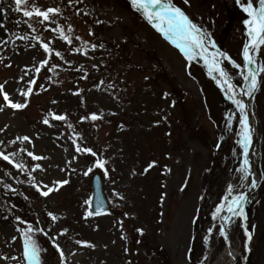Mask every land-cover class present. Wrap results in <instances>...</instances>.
Masks as SVG:
<instances>
[{"label":"rangeland","instance_id":"374dc122","mask_svg":"<svg viewBox=\"0 0 264 264\" xmlns=\"http://www.w3.org/2000/svg\"><path fill=\"white\" fill-rule=\"evenodd\" d=\"M172 3L206 34L209 53L227 54L217 59L236 97L248 98L245 0ZM21 7L60 13L50 23L25 17L15 0H0V84L14 103L27 104L12 109L0 94V152L24 166L0 158V264H27L29 226L41 264H237L244 238L252 252L245 264H264V72L253 99L256 140L248 159L255 186L243 206V230L240 216L221 219L226 210L213 218L228 187L237 195L249 178L239 171V109L217 83L219 73L210 74L199 56L189 59L132 0H26ZM258 54L256 68L264 65V48ZM29 88L30 96L20 95ZM94 174L110 203L101 216L88 215ZM45 185L58 190L43 196ZM225 221L234 257L222 244Z\"/></svg>","mask_w":264,"mask_h":264},{"label":"snow or ice","instance_id":"6c2138e0","mask_svg":"<svg viewBox=\"0 0 264 264\" xmlns=\"http://www.w3.org/2000/svg\"><path fill=\"white\" fill-rule=\"evenodd\" d=\"M185 4L188 3V0H184ZM26 3V0H15L16 4V11L23 12L25 17H41L43 21L47 22H54L51 20L52 16L58 15L60 13L59 8L51 7L47 8L46 10H40L39 8H33L29 10L26 7H21ZM246 7L244 10L248 13L249 20L246 21L248 26V37L249 42L245 44L243 49V60L247 67V74L243 76L245 81L250 82V86L247 88L246 92L243 94L248 95L251 97L256 90L258 80L257 75L258 72H264V65H260L256 70H253V66L256 65V60L250 54L251 51L259 52L262 48H264V0H259V7H255L252 3V0H245ZM133 6L138 10L141 11L144 17L148 20L150 24L156 28L157 31L161 32L164 37L170 40L177 48H179L189 59H193L196 56H199L205 60V64L209 67L210 74L213 72H218L219 76L223 78L221 81L217 79V83L224 87V90L228 95V98L232 101V103L239 109L240 113V140L238 143L241 145L243 149V162L242 166L240 167L239 171L243 174L242 178H247L249 173V148L252 144V129L249 124V117L247 114V105L244 103L243 100L238 99L235 95V85L230 82L231 77L229 74L220 66V61L217 59V56L225 57L226 59H230L227 57L226 53H209L208 48L205 46L206 34L201 33V30L197 27L195 23L189 18V16L182 11L181 8L177 7L172 0H132ZM153 9H158L157 11H153ZM63 29H60L62 38L66 39L67 42L70 44L72 43L71 38L63 36ZM72 31V29H69ZM23 39V37H19ZM42 47L46 53L51 54V49L47 43L42 44ZM95 48V45L92 46ZM212 47H215V44H212ZM80 49H77L79 52ZM86 54V53H85ZM55 55L60 56L61 53L56 52ZM42 63L46 64L47 61H43ZM233 66L237 69L241 68L240 64H236L234 61L232 62ZM10 67V65H8ZM31 84H34L35 81H30ZM226 86V87H225ZM0 94L3 96V100L6 102L7 106L12 109H23L27 106L26 103H14L7 92L4 91V85L0 84ZM32 94V89L29 88L25 92H20L21 96H30ZM3 109L0 108V111ZM99 117L95 114L91 116L92 120H96ZM53 119L55 120H65L66 117L63 115H53ZM229 120L232 119V116L229 115ZM45 124H48L49 121L47 119L44 120ZM24 141H29L28 136L22 137ZM77 151H81V148L77 146ZM83 151L91 153V155L95 156L96 153L92 152L90 148H85ZM28 155L32 157L33 160H41L44 157L34 155L32 152H28ZM0 158L9 163L14 164V166L18 169H23V165L15 164L14 161L11 159L9 155H6L4 152H0ZM106 161L104 160H96V166L98 168H104ZM154 166V164H153ZM40 165L37 164L36 168H39ZM91 171V169H89ZM59 184H67L68 181H60ZM255 186V185H253ZM47 190H40L41 195L48 196L51 191L58 190L55 188H48L47 185L44 186ZM228 194L223 197L224 203L219 204L216 209L215 213L213 214V218L215 219L217 215L226 212L231 214L232 216H243V206L246 202L247 197L243 194V192L232 195L233 188L229 186ZM231 197V199H229ZM99 214V213H97ZM51 215V214H50ZM89 216L93 215L92 212L88 213ZM54 220L56 219L55 216L52 217ZM221 219L229 220L230 217L228 215H221ZM246 219V217H245ZM33 229L31 226L24 231L23 236V252L22 255L26 260L27 264H41L40 260V253L41 248L37 244V242L32 238L31 232ZM142 232V230H140ZM211 232V229L209 230ZM220 235L227 240V234L221 228ZM252 239V234L248 233V241L250 242ZM92 246V245H86ZM55 247L59 250V245H55ZM63 251L60 250V256L63 258ZM7 259V257H5ZM13 259H19L14 257Z\"/></svg>","mask_w":264,"mask_h":264},{"label":"bare ground","instance_id":"6f19581e","mask_svg":"<svg viewBox=\"0 0 264 264\" xmlns=\"http://www.w3.org/2000/svg\"><path fill=\"white\" fill-rule=\"evenodd\" d=\"M250 54L253 56V58L256 60V63H257V61L260 59L258 52L250 50ZM255 68H256V65L253 66V70H256ZM261 74H262L261 72H258L257 77H260ZM242 100L247 105V114L249 117V124H250L251 129H252V144L250 145V148H249V156H250L252 153V150H253V146L255 144V140H256V137H255V120H254V113L252 112L253 111L252 107H253L254 102H253L252 98H250V97L244 98ZM239 137H240V133H239ZM44 180L47 182V180H48L47 176L44 178ZM253 185H254V178L249 176L247 184H246V188L244 189V192H248ZM226 226L228 227V224ZM230 255L232 257H234V255H236L235 251H232Z\"/></svg>","mask_w":264,"mask_h":264},{"label":"water","instance_id":"95a60500","mask_svg":"<svg viewBox=\"0 0 264 264\" xmlns=\"http://www.w3.org/2000/svg\"><path fill=\"white\" fill-rule=\"evenodd\" d=\"M92 185H93V198H92L93 213L95 215H101L107 213L110 209V206L105 197L103 184L99 175L94 176ZM244 195L247 197V193H245ZM228 248L230 249L229 244H228Z\"/></svg>","mask_w":264,"mask_h":264},{"label":"trees","instance_id":"16d2710c","mask_svg":"<svg viewBox=\"0 0 264 264\" xmlns=\"http://www.w3.org/2000/svg\"><path fill=\"white\" fill-rule=\"evenodd\" d=\"M251 218V212H249V219ZM238 228H242L244 230V221H243V218L240 217L238 219V222H237V225H236ZM245 233V232H244ZM247 235L246 233L244 234V236ZM243 236V237H244ZM222 239V244L225 243L223 237H221ZM225 246V244L223 245V247ZM252 252L248 255V244L246 245V239L244 238V245H243V248H242V252H241V257L243 259L242 262H238L237 264H245V261L248 260L249 258L251 259L252 258ZM247 257V258H246ZM249 262V261H248ZM247 262V264H248Z\"/></svg>","mask_w":264,"mask_h":264}]
</instances>
